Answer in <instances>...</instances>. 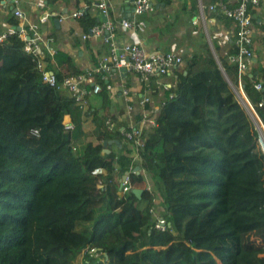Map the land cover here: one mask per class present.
Returning a JSON list of instances; mask_svg holds the SVG:
<instances>
[{
    "label": "trees",
    "instance_id": "1",
    "mask_svg": "<svg viewBox=\"0 0 264 264\" xmlns=\"http://www.w3.org/2000/svg\"><path fill=\"white\" fill-rule=\"evenodd\" d=\"M96 22L87 12L79 18L84 30ZM213 48L218 61L207 43L186 58L135 163L103 107L85 109L60 87L82 72L68 53H28L16 29L0 40V264H73L86 246L82 264H264L260 133L239 99L235 65ZM38 58L53 84L42 79ZM256 70L240 80L252 106L264 99V66ZM95 82L102 102L106 80L97 74ZM256 111L264 123V105ZM89 116L97 143L83 128ZM111 139L119 151L102 152ZM135 165L161 195L163 231L154 228L153 197ZM126 171L131 187L143 189L140 199L119 188ZM76 235L83 241L77 246L70 240Z\"/></svg>",
    "mask_w": 264,
    "mask_h": 264
},
{
    "label": "crops",
    "instance_id": "2",
    "mask_svg": "<svg viewBox=\"0 0 264 264\" xmlns=\"http://www.w3.org/2000/svg\"><path fill=\"white\" fill-rule=\"evenodd\" d=\"M98 1L19 0L16 5L12 0H0V40L4 35L15 30L16 26L13 24L15 22L18 23V27L21 24L24 29L29 31L28 34L31 31L29 28L34 26L41 38L38 52H45L52 56L57 50L64 51L72 57L79 70H89L95 67L103 56L109 54V45L102 40V37L83 39L82 34L86 30L80 26L79 18L72 17L71 14L77 10H84L89 17L94 18L97 22L110 20L116 25L121 18L133 15V0H106L107 16L99 14L96 7ZM212 1L151 0L152 10L136 16L135 30L129 31L118 26L115 30L118 42L139 43L151 55L168 51L175 52L183 58L184 63L163 75H151L145 82L139 81L132 74L112 69L105 78L101 76L106 80L105 83L111 85L110 89H106L105 99L101 102L97 97L94 98L96 93L90 94V102L86 101L84 108L86 109L87 105H92V108L102 106L103 113H106L120 130L129 129L139 124L143 112H147L155 120V116L167 96L162 85H171L172 87L176 85L184 75L187 57L193 53L201 52L203 43H207L212 53L215 52L213 44L218 47L220 54L233 49L234 25L232 22H228L226 25L222 18L224 16L209 9L208 6ZM224 1L229 4L232 2V0ZM15 9L23 13V18L20 19L14 15ZM44 15L46 20L41 21L40 18ZM250 15L253 58L246 72L247 75L257 73L256 69L264 66V0L250 9ZM44 63L46 67L47 64ZM51 63H53L52 60ZM240 89V92L244 94L243 89ZM124 90L127 91L126 94H124ZM144 97H148L149 100L142 101ZM88 120L91 121L90 116L84 122ZM91 124L94 129L92 121ZM150 127L146 126L145 130L147 131ZM85 131L88 133V139L97 143L91 132ZM117 144L113 143L110 149H106L118 152L121 145ZM115 165L112 164L113 167ZM101 172L105 173L106 168H102ZM142 177L145 181V188L153 197L155 214L162 216L163 202L161 195L154 188L153 179L146 172L142 173ZM143 203L144 200L135 202L137 207Z\"/></svg>",
    "mask_w": 264,
    "mask_h": 264
},
{
    "label": "built area",
    "instance_id": "3",
    "mask_svg": "<svg viewBox=\"0 0 264 264\" xmlns=\"http://www.w3.org/2000/svg\"><path fill=\"white\" fill-rule=\"evenodd\" d=\"M14 4H18L19 0H12ZM261 0H232L227 3L224 0H213L209 4V9L229 18L234 25V41L232 51H223L221 56L227 60L228 63L235 65L239 89L242 88L241 77L246 74L248 68L252 63V19L250 9L259 5ZM133 15L132 17H124L119 20L118 25L110 20L98 21L90 26L83 34L82 38L102 37V40L109 45V54L103 56L95 67L79 72L75 75L65 77L60 83V87L67 92L76 103L85 104L86 97L90 94L97 93L101 87L95 82V76L101 74L105 78L106 74L112 69L119 70L124 68V72L132 74L139 81L145 82L151 75H163L170 69L180 66L184 63L183 58L175 52H164L161 54L151 55L139 43L134 42H118L115 37V30L118 26L121 29L133 31L136 29V16L152 10L151 0H133ZM97 10L101 16L108 15V6L106 0H99L96 3ZM85 14L84 10H77L71 14L72 17L81 18ZM14 15L17 18H23V13L15 9ZM41 21L46 20V16H41ZM29 31L19 25V37L23 40V48L26 52L36 56V52L40 49V35L34 26L29 28ZM10 31L9 33L13 32ZM8 34V33H7ZM6 34V35H7ZM4 35L3 38L6 36ZM37 69L42 74V79L50 84L55 82V77L50 74L46 68L45 63L40 58L37 59ZM254 88L260 90L263 88V82L255 81ZM106 89H110L111 85L106 83ZM163 91L171 96V85H162ZM241 90V89H240ZM239 90V92H240ZM127 93L126 90L123 91ZM241 96V97H240ZM239 99L248 113L254 120L260 136H264V123L259 117L256 107H263L264 99H261L256 106H252L245 95L240 92ZM148 97H144L142 101H148ZM141 122L129 129L120 130L124 141L127 142L131 148L130 155L133 161L140 162V151L144 146V131L146 126H153L155 121L147 112L141 115ZM109 128L115 126L113 120L109 117L106 119ZM65 129H71L72 124L65 122ZM36 132V130H33ZM140 171L145 172L140 169ZM122 192L131 190L129 174L123 180L119 181ZM153 216L154 228L157 230H165L167 224L163 216H158L154 212L153 205L149 208ZM89 253L97 255L94 248L89 249Z\"/></svg>",
    "mask_w": 264,
    "mask_h": 264
},
{
    "label": "rangeland",
    "instance_id": "4",
    "mask_svg": "<svg viewBox=\"0 0 264 264\" xmlns=\"http://www.w3.org/2000/svg\"><path fill=\"white\" fill-rule=\"evenodd\" d=\"M83 125H84V129H85V130H88V132H91V130L93 129V126H92L90 120L84 122ZM260 142H261V145H262V149H263V151H264V136H262V135L260 136ZM103 149H104V148H103ZM140 201H143V200H140ZM144 204H145V202L143 203V205H139V206H138V210H139V211H140L141 208L144 206ZM70 240H71L72 243H75L76 246L79 245V244H81V243H83V241L80 240L79 235H76L75 237L72 236ZM86 247H87V246H86ZM86 247H79V248L77 249V252H76V258H75L73 264H82V255H83V252H85ZM93 258H95L96 260H99V259L102 258V255L97 254V255L94 256Z\"/></svg>",
    "mask_w": 264,
    "mask_h": 264
},
{
    "label": "water",
    "instance_id": "5",
    "mask_svg": "<svg viewBox=\"0 0 264 264\" xmlns=\"http://www.w3.org/2000/svg\"><path fill=\"white\" fill-rule=\"evenodd\" d=\"M15 29L18 30L19 27L16 26ZM213 54H214L216 60L218 61V58H217L216 53L214 52ZM119 70L122 71V72H124V68H122V67L119 68ZM49 73L52 74L51 71H50ZM184 74H185V71H184ZM255 74H256V72H254L253 74H249V76H252V75H255ZM240 97H241V96H240ZM69 121H70L69 116H66L64 122H69ZM112 143H118V141H117V140H112V139H111V140H106V141H103V142H102L103 146H106V145H109V144H112ZM104 151L107 152L108 150H107L106 148H104V149H102V152H104ZM139 169H140V166H139V165H135L132 171H134V172H136V173H139ZM129 173H130L129 171L124 172V173L121 175L120 179L123 180V179L125 178V176L128 175ZM119 188H120V184H119ZM131 191L134 193V195H135L136 197L139 198V197H141V193H142L143 189H141V188H132Z\"/></svg>",
    "mask_w": 264,
    "mask_h": 264
}]
</instances>
